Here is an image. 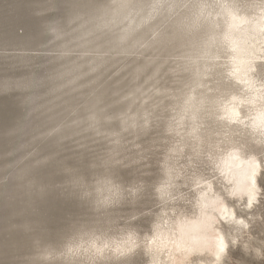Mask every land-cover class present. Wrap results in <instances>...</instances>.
<instances>
[{
	"label": "rangeland",
	"instance_id": "rangeland-1",
	"mask_svg": "<svg viewBox=\"0 0 264 264\" xmlns=\"http://www.w3.org/2000/svg\"><path fill=\"white\" fill-rule=\"evenodd\" d=\"M180 1L143 21L134 33L153 27L128 53H116L115 46L97 50L93 42L75 46L95 36L103 46L104 34L118 32L120 25L77 31L86 16L111 9L114 0H0V264H95L93 246L105 245L127 250L104 264H150L147 247L157 229L195 215L199 181L213 182L247 223L222 225L228 244L219 264H264V147L233 128L223 134L227 124L210 106L241 95L229 78L226 54L197 90L185 69L192 62L182 57L189 46L161 48L167 45L157 38L177 32L171 22L202 0ZM144 2L150 6L152 0ZM263 8L264 0H244L239 10L254 15ZM87 21L82 28L96 22ZM204 22L192 31L200 33ZM92 59L100 60L96 69ZM254 75L264 84V62H257ZM198 91L205 103L194 137L182 105ZM96 113L98 123L88 124ZM231 145L262 164L251 209L230 198L217 180L213 160ZM114 185L124 196L105 203Z\"/></svg>",
	"mask_w": 264,
	"mask_h": 264
},
{
	"label": "bare ground",
	"instance_id": "bare-ground-1",
	"mask_svg": "<svg viewBox=\"0 0 264 264\" xmlns=\"http://www.w3.org/2000/svg\"><path fill=\"white\" fill-rule=\"evenodd\" d=\"M243 1L211 0V7L202 0L201 3L189 6L178 19L171 22L170 25H177L179 28L177 32L162 34L157 40L167 45L161 46L163 50L189 46L182 57L192 62L185 63L188 66L185 69L191 73L192 89L202 87L201 78L211 74L209 71L217 66L223 65L218 60L221 54H226L229 78L240 86L236 89L241 95H232L226 102L210 106L220 110L217 119L227 124L223 134L234 132L233 129L242 131L253 137L255 145L264 147V135L261 134V129L264 128V84L257 83L254 75L257 62H264V8L259 14L248 15L239 10ZM162 2L163 0H152L151 5L147 6L144 0H114L111 9L100 8L97 13L86 16V21L77 26V31L85 35L91 30L106 28L107 32L120 25L118 32H102L105 41L103 46L98 44L99 36L84 39L75 46L82 47L93 42L97 50L115 46L116 53H128L143 38L144 33L153 27L150 25L134 33L143 21L157 11L170 10L181 1L168 0L165 5ZM160 15L161 18L164 17ZM88 19L96 22L92 27L82 28L87 26ZM199 21H205V28L200 33H194L192 30L197 28ZM173 40L176 42L171 43ZM91 61L92 69L100 64L98 59ZM67 70L68 68L61 69L57 75ZM143 70V64L137 66L132 71L133 78H138ZM157 72L158 68H155L152 74ZM214 74L217 72L214 71ZM137 91L135 89L130 92L131 104L136 99ZM202 94L201 91L190 92L183 99L182 112L188 114L189 133L194 137L198 136L195 121L200 117L197 112L205 103ZM196 95L198 96L195 97ZM98 115L99 113L90 116L86 122L91 125L98 123ZM177 119L181 122L183 115L180 114ZM213 162L219 176L218 183L220 182L225 193L230 198L243 201L245 209L253 208L259 195L258 178L262 170L259 159L252 153H244L240 146L231 145L224 153L217 155ZM197 185L195 215L166 222L157 229L156 239L147 247L151 256L150 264H219L228 244L222 225L247 226L246 221L237 217L234 208L216 191L213 182L199 181ZM116 250L122 253L127 248ZM193 257L203 259L193 263Z\"/></svg>",
	"mask_w": 264,
	"mask_h": 264
},
{
	"label": "clouds",
	"instance_id": "clouds-1",
	"mask_svg": "<svg viewBox=\"0 0 264 264\" xmlns=\"http://www.w3.org/2000/svg\"><path fill=\"white\" fill-rule=\"evenodd\" d=\"M127 130V129H125ZM261 134L264 135V128L261 129ZM102 159V158H101ZM98 183H112L110 180H99ZM99 189H97V192L99 193ZM124 191L121 186L114 185L113 187L109 188L110 196L105 199V203H111V202H118L120 198L124 196ZM127 191H130L133 196L136 195V191L134 189H129ZM69 255H71L72 250H68ZM125 253H118L116 249H111L107 245L103 247H96L93 246V252L92 255L95 260V264H104L105 259L108 256L111 255H124ZM85 264H88V262H85Z\"/></svg>",
	"mask_w": 264,
	"mask_h": 264
}]
</instances>
